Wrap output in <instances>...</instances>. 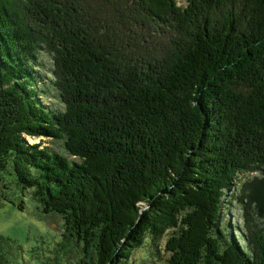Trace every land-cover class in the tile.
<instances>
[{"label":"trees","instance_id":"16d2710c","mask_svg":"<svg viewBox=\"0 0 264 264\" xmlns=\"http://www.w3.org/2000/svg\"><path fill=\"white\" fill-rule=\"evenodd\" d=\"M177 2L0 0V171L93 264L147 241L166 264H264V225L229 213L264 183V0ZM141 42L164 59L134 68Z\"/></svg>","mask_w":264,"mask_h":264},{"label":"rangeland","instance_id":"374dc122","mask_svg":"<svg viewBox=\"0 0 264 264\" xmlns=\"http://www.w3.org/2000/svg\"><path fill=\"white\" fill-rule=\"evenodd\" d=\"M184 7L193 6L195 3H185L188 0H179ZM177 2L178 5H180ZM184 3V4H183ZM57 4H60L59 2ZM256 8L259 9L257 4H254ZM259 22V20H257ZM62 27H68L67 19L65 18L60 22ZM127 25V22H126ZM242 28V32H238L240 35H246L248 40L251 39L253 33H257V30H252L253 28L249 27V24H239ZM219 22L215 25H211L210 29L213 30L216 27H219ZM240 28V27H239ZM69 30L72 29L69 27ZM133 30H135L133 28ZM241 31V30H240ZM152 32V31H151ZM150 33L145 31V35ZM112 32H110V37H112ZM125 35L128 38H133L132 34ZM132 36V37H131ZM98 40L102 41L98 35ZM160 35H155L152 32V39H159ZM139 41V40H138ZM142 43V42H141ZM99 44H103L99 42ZM142 43L146 45L144 48H136L137 52H129L134 60L131 63H134L135 67L138 64L144 63L146 58L150 55H155L157 59L162 58L163 55L160 53L161 49H147L151 43ZM163 44H168L164 40ZM171 50V47L169 48ZM171 54V52H169ZM172 55V54H171ZM166 57L168 60L173 59L177 60V55H173L172 58ZM171 58V59H170ZM171 60V61H173ZM167 63V62H165ZM170 63V62H168ZM167 70V68H165ZM115 72L120 71L118 69L114 70ZM128 71V70H124ZM117 75H122L118 73ZM119 77V76H117ZM31 143H37L40 141V138H29ZM45 144L51 145L53 147L59 148V144L55 142H50L45 138ZM2 178V179H1ZM5 186H7L5 188ZM259 190L256 193L255 198L253 196H247L242 191L234 198V211L232 210L230 214V223H233L232 220L236 222H241L238 219L240 206V198L246 200V207L249 212L247 217L251 219L257 218V221L263 226L264 221L257 216L260 212L256 208L258 207L261 211V215L264 213V183L255 188ZM33 192L30 190H25L21 185L17 184L16 178L14 175L0 171V264H93L95 261V255H93L91 250L86 249L84 244H81V239H76L74 237L69 238L65 230L64 218L60 214L52 213L46 214L43 212L41 207L38 206L36 200L33 198ZM33 196V197H32ZM24 201L27 204H23L21 201ZM24 205V210H20L12 202ZM240 207V208H239ZM256 210L258 213L254 212ZM238 215V216H237ZM260 216V215H259ZM251 228L249 233H251L252 239L258 243H263V240L256 234L253 230L251 222H247ZM235 236H240L237 232L234 233ZM153 245L150 241H147L144 247L135 251L134 255L127 262V264H166L165 259L167 257L166 253H162L161 256L154 253L152 249ZM88 254H92L88 255ZM85 255H88L85 257ZM94 260V262H93ZM81 262V263H79Z\"/></svg>","mask_w":264,"mask_h":264},{"label":"bare ground","instance_id":"6f19581e","mask_svg":"<svg viewBox=\"0 0 264 264\" xmlns=\"http://www.w3.org/2000/svg\"><path fill=\"white\" fill-rule=\"evenodd\" d=\"M116 131V130H115Z\"/></svg>","mask_w":264,"mask_h":264}]
</instances>
